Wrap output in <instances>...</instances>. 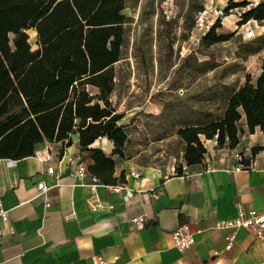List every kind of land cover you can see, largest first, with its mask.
<instances>
[{
    "label": "crops",
    "instance_id": "0c3cea01",
    "mask_svg": "<svg viewBox=\"0 0 264 264\" xmlns=\"http://www.w3.org/2000/svg\"><path fill=\"white\" fill-rule=\"evenodd\" d=\"M205 2V8L214 6L213 0ZM261 63L256 78L247 72L253 81L260 75ZM239 127L243 134L234 151L244 154L245 163L253 166L250 171H233L229 151L221 153L215 140L209 149L216 158L188 166L184 145L178 163L174 159L164 170L139 168L113 155L114 144L107 138L81 151L78 133L71 136L69 147L44 141L31 157L1 159L0 210L8 213L9 221L1 222L0 264H100L99 258L105 264H264V238L238 229L233 248L226 250L230 231L214 227L216 221L234 219L239 208L245 213L264 208V132L250 134L245 117ZM255 147L260 150L253 155ZM96 149L115 161L117 182L100 181L96 189L98 201L112 210L93 211L88 180L73 175L79 164L89 171ZM49 168H54L53 175ZM132 172L141 178H134ZM41 182L48 187V207L39 197ZM138 217L146 218V223L132 224ZM184 224L191 227L195 242L179 251L170 233Z\"/></svg>",
    "mask_w": 264,
    "mask_h": 264
},
{
    "label": "trees",
    "instance_id": "16d2710c",
    "mask_svg": "<svg viewBox=\"0 0 264 264\" xmlns=\"http://www.w3.org/2000/svg\"><path fill=\"white\" fill-rule=\"evenodd\" d=\"M127 2L0 0V160L31 157L44 141L69 147L75 133L81 151L107 138L114 144L113 155L125 157L128 135L118 125L123 116L115 113L110 96L115 89L114 65L121 60L125 25L131 19L124 14ZM236 8L247 9L240 25L264 22V0L254 7L229 0L225 16ZM190 9L198 14L205 10L202 2H191ZM221 23L218 20L201 38L203 47L230 38L217 33ZM193 26L192 20L189 29ZM30 30L36 34L35 50ZM257 42L248 54L264 49V37ZM243 117L250 134L264 132V58L257 79L247 74L244 84L229 95L221 118L178 130L185 163H202L207 152L203 138L235 150L243 134L239 127ZM259 150L253 148V155ZM92 151L89 172L102 183L115 184V161L102 150ZM120 180H125L124 173Z\"/></svg>",
    "mask_w": 264,
    "mask_h": 264
},
{
    "label": "rangeland",
    "instance_id": "374dc122",
    "mask_svg": "<svg viewBox=\"0 0 264 264\" xmlns=\"http://www.w3.org/2000/svg\"><path fill=\"white\" fill-rule=\"evenodd\" d=\"M259 0H241L250 7ZM171 3L177 14L167 20L164 3ZM191 2L207 5L205 0H128L121 60L114 65L115 89L110 103L118 122L128 135L126 159L139 168L164 170L178 163L184 143L177 132L187 125L203 124L221 118L226 100L244 80L247 72L256 78L264 49L257 48L264 37V22L254 23L258 37H244L235 11L222 20L217 30L230 38L209 48L201 45V34L190 30L198 13ZM215 8H225L229 0H213ZM33 50L36 36L28 31ZM184 36H188L184 40ZM210 147V144H209ZM221 153H227L224 148Z\"/></svg>",
    "mask_w": 264,
    "mask_h": 264
},
{
    "label": "built area",
    "instance_id": "2783aa9c",
    "mask_svg": "<svg viewBox=\"0 0 264 264\" xmlns=\"http://www.w3.org/2000/svg\"><path fill=\"white\" fill-rule=\"evenodd\" d=\"M258 4H254L256 6ZM235 11L237 21L241 22L244 13L247 11L246 8H236L231 10V13ZM162 13L167 20L174 19L176 17V10L174 6L166 2L162 6ZM230 13V14H231ZM228 17V16H227ZM226 18L224 8H205L204 11L200 12L195 18L194 30L197 31L201 36H205L212 28V26L218 21L223 20ZM254 23L256 21L250 20L246 23L241 25L243 35L248 40H254L258 37L256 33ZM92 96L93 93H90ZM216 141V139H214ZM213 140H205L202 139V143L206 148L207 152L204 156L205 158L214 159L216 158L214 155L210 153L209 144ZM217 146V144H216ZM224 150H228L230 153V158L234 162L233 171L241 172V171H250L253 170V166L250 164L245 163V156L242 152H237L234 150H230L224 148ZM47 172L51 175L54 174V168H49ZM73 175L77 177L79 180H88L86 186L89 188L91 192V197L89 199V203L93 211L104 210L108 208L112 210V206H107L98 201L96 196V189L101 185L100 180L92 175L86 166L79 164L77 167L73 169ZM131 175L139 179L141 178L140 173L132 172ZM109 189L119 192L122 191L123 188L120 186L111 187L107 186ZM39 190V197H42L43 202L48 207L49 206V199L45 196L46 192L48 191V187L45 186L43 182L39 183L37 186ZM156 197V195H153ZM9 216L8 213L4 210H0V233H1V222H8ZM146 218L138 217L133 218L131 223L134 225H144L146 223ZM214 227L219 230H229L230 232L225 237L226 242V250H231L235 244V230L238 229H246L249 230L257 239L264 238V208L261 210H252L248 213H245L241 208L238 210V214L234 219L225 220V221H216ZM13 230V229H12ZM170 239L173 246L179 251H185L191 248L194 245V232L192 231L191 227L188 224L181 225L176 230L170 233ZM215 255H218V252H215ZM100 264H105L104 261L99 258Z\"/></svg>",
    "mask_w": 264,
    "mask_h": 264
},
{
    "label": "bare ground",
    "instance_id": "6f19581e",
    "mask_svg": "<svg viewBox=\"0 0 264 264\" xmlns=\"http://www.w3.org/2000/svg\"><path fill=\"white\" fill-rule=\"evenodd\" d=\"M34 35L36 36V34L34 33Z\"/></svg>",
    "mask_w": 264,
    "mask_h": 264
}]
</instances>
